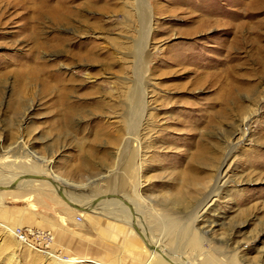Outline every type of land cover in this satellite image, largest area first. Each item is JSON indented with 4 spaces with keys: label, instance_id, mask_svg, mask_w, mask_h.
Masks as SVG:
<instances>
[{
    "label": "rangeland",
    "instance_id": "374dc122",
    "mask_svg": "<svg viewBox=\"0 0 264 264\" xmlns=\"http://www.w3.org/2000/svg\"><path fill=\"white\" fill-rule=\"evenodd\" d=\"M59 6L70 23H54ZM145 87L141 110L131 98ZM256 108L209 201L230 132ZM141 112L149 120L135 129ZM36 164L80 192L124 196L140 230L176 257L264 264V0H0V169ZM34 187L0 189V264L150 258L114 213L132 219L120 201L102 202L109 216L85 214L52 184ZM17 227L53 241L35 248Z\"/></svg>",
    "mask_w": 264,
    "mask_h": 264
},
{
    "label": "bare ground",
    "instance_id": "6f19581e",
    "mask_svg": "<svg viewBox=\"0 0 264 264\" xmlns=\"http://www.w3.org/2000/svg\"><path fill=\"white\" fill-rule=\"evenodd\" d=\"M53 12V19H54V23H57V24H68L71 22V14H66V12H62V9L60 11V6L57 8V9H53L52 10ZM65 22V23H64ZM138 93H135L134 94V97L132 96L131 99L134 100V102L139 106V108H141V110H143V106H142V102L145 103L147 102V100L149 99V97H151L149 91H147V87L143 88V91H139L138 90ZM129 98V97H128ZM129 107V106H128ZM143 112V111H142ZM136 113L135 116H131L129 118V120L133 123H135V129L136 127L141 129L142 126H144L145 124H147L149 118H147L146 114H143V113ZM127 113V112H126ZM257 114V108L255 109V111L252 112V114H250L249 116H246L243 120H241V124H239L236 128L233 129V131L230 132V135H231V141H229V150L226 151V153L224 154L219 166L217 167V170H216V174L213 175L214 176V179H213V185H212V191L210 193V197L207 196L208 200L209 201H214V196L217 194V191L220 192V189L226 185V181L229 179V174L228 172L230 171V168L232 166V160H233V156L235 154V150L237 149V146L240 142L246 140V131H245V128H247V123ZM140 125V126H139ZM139 126V127H138ZM240 126V127H239ZM136 131V130H135ZM131 139V138H130ZM135 140V139H134ZM132 141V140H131ZM231 147V149H230ZM202 149V148H201ZM140 157V156H139ZM204 159L205 160V157L203 156H198V160H202ZM139 162V161H138ZM137 162V163H138ZM132 163H133V160L129 159L127 164H126V171L129 173V174H134V170L132 169ZM214 163V162H213ZM21 168L19 171H14L12 169H9V168H5V169H0V186H8L10 187L11 185L15 184L14 182L17 181V177L19 175H22V174H26V173H37V174H45L46 176H49L48 174H52V178H54L55 180H57L59 182V184L63 185V187L65 185H70L72 186V184H70L69 181L65 180L64 178L58 176L57 174H53L51 172L48 173L47 169L45 170H39V166L36 164L34 165L33 167H31L30 169L25 166V165H20ZM139 170L141 171L140 167H139ZM8 172V174L6 173ZM49 176V177H51ZM46 180H42V179H24V180H20L16 185L12 186V190L13 189H24L26 190V192L29 190L28 188H33L34 186L37 187H41V186H46L48 185V182ZM51 184V183H50ZM74 184V183H73ZM74 188L76 189V187H82L83 185L79 186L78 184L76 185H73ZM72 186V187H73ZM34 187V188H35ZM55 187V186H54ZM43 188V187H42ZM37 190V189H36ZM55 190L57 193H59V189L57 187H55ZM0 191H3V190H0ZM25 192V193H26ZM111 195L112 194H115V193H110ZM75 195V194H74ZM102 195V194H101ZM68 196L69 198L73 199V200H77V198H74L71 194L68 193ZM99 196V195H98ZM95 197V196H94ZM94 197L91 198V199H88L89 201H78L81 208L84 209V212L85 214H87L86 212L90 213V214H107L109 216V214H112L113 211L114 213H117L118 212H123L125 213L123 216H120L118 220H123L125 223L127 224H130L131 221H132V226L135 230V232L139 235V233L136 231L134 225H137V212L135 211V207L136 206H131V205H128V204H124L128 209H130L131 211V214H132V219H131V216L128 215L127 212H124L123 210H119V209H116L117 206L113 207L114 210H112L111 212H107V209L104 207L103 208V204L100 203L101 201H95L94 200ZM124 197V196H122ZM179 201V200H178ZM103 202V201H102ZM122 203V202H121ZM114 204V203H113ZM105 205V204H104ZM204 208V207H203ZM94 209H102V211H95ZM104 209H106V211H104ZM124 209V208H123ZM118 211V212H117ZM137 214V215H136ZM113 216V215H111ZM110 216V217H111ZM134 217V218H133ZM140 224V221L138 222ZM101 224V223H100ZM138 224V225H139ZM137 225V226H138ZM210 225V224H209ZM142 226V225H141ZM139 227V226H138ZM130 228V227H129ZM143 228V226H142ZM171 228V232L174 230L173 226L170 227ZM16 229V228H15ZM142 234L144 235L145 239L147 240V242L149 244H154L156 246H158L159 248H161V250L163 251H169V249L166 248V246H161V243L159 240H155L153 242V240L151 241L150 238L147 237V233L144 231V230H141ZM10 233L14 236L16 235L15 234V230L13 229H10ZM169 233V232H168ZM170 235V234H169ZM171 236V235H170ZM169 236V237H170ZM180 236V235H179ZM180 238V237H179ZM142 239V238H141ZM19 240V239H18ZM143 241V245L145 243V241L142 239ZM185 244L189 245L191 247V249H194V250H198L199 247H198V242H197V239L194 235H192V232L191 231H188L186 233V240H185ZM184 243V242H183ZM145 245L147 246V244L145 243ZM148 247V246H147ZM149 248V247H148ZM150 249V248H149ZM151 250V249H150ZM170 252V251H169ZM175 254V253H174ZM160 255V256H159ZM179 255V254H178ZM180 256H182V254H180ZM162 257V258H161ZM172 257H175L177 260H183L184 261V264H193V262L189 261L188 258H186L184 255L182 257H176V256H172ZM166 260L168 263L170 264H176L177 262H175L174 260H172V258H170V256L168 255H165V257H163L161 255L160 252L156 251V250H151V255H150V258H148L144 264H165L164 260ZM180 262V261H179ZM178 262V263H179ZM177 263V264H178ZM181 264V263H179Z\"/></svg>",
    "mask_w": 264,
    "mask_h": 264
},
{
    "label": "water",
    "instance_id": "95a60500",
    "mask_svg": "<svg viewBox=\"0 0 264 264\" xmlns=\"http://www.w3.org/2000/svg\"><path fill=\"white\" fill-rule=\"evenodd\" d=\"M17 179L18 180L14 182L15 184L11 185L10 187H8V186H0V189L1 188H12V186L16 185L20 180H24V179H28V180H30V179H42V180H46V181L50 182L53 186H55V187H57L59 189V194L69 204H71L72 206H74L76 208H79V209H82V208H81V206H80V204H79L78 201H85V200L91 199V198H93L94 194H97V192L91 193L88 190L86 192H80L78 190L81 189L82 187L81 188L80 187H76V189H74V192H75V194L77 196V200H73V199L69 198L68 192L63 187V185L59 184V182L57 180H55L54 178L49 177V176H46L45 174L26 173V174L19 175L17 177ZM84 187H86V186H84ZM94 200L95 201H101L100 203H102V201H106V200H109V201L118 200V201H120V202H122L124 204L131 205V202L130 201H128L124 197L118 196L116 194H112V195L111 194H102V195H99V196H95L94 197ZM131 206H133V205H131ZM134 227H135L136 231L139 233L140 237L145 241V243L147 244V246L151 250H156V251L160 252L163 257H165V255H168V256H176V255H178V254H174V253H171L169 251H166V250L163 251V250H161V248H159L158 246H156L154 244H149L147 242V240L145 239L144 235L142 234L140 228L137 225H134ZM178 257H182V256H178Z\"/></svg>",
    "mask_w": 264,
    "mask_h": 264
},
{
    "label": "built area",
    "instance_id": "2783aa9c",
    "mask_svg": "<svg viewBox=\"0 0 264 264\" xmlns=\"http://www.w3.org/2000/svg\"><path fill=\"white\" fill-rule=\"evenodd\" d=\"M15 234L21 241L35 248H37V246H45L49 248L53 241V236L51 232L48 231H39L31 228L24 229L22 227H17L15 229Z\"/></svg>",
    "mask_w": 264,
    "mask_h": 264
},
{
    "label": "crops",
    "instance_id": "0c3cea01",
    "mask_svg": "<svg viewBox=\"0 0 264 264\" xmlns=\"http://www.w3.org/2000/svg\"><path fill=\"white\" fill-rule=\"evenodd\" d=\"M144 262V261H143Z\"/></svg>",
    "mask_w": 264,
    "mask_h": 264
}]
</instances>
